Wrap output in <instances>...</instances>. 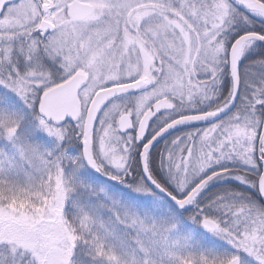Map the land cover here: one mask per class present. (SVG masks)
Here are the masks:
<instances>
[{
  "label": "snow or ice",
  "instance_id": "snow-or-ice-1",
  "mask_svg": "<svg viewBox=\"0 0 264 264\" xmlns=\"http://www.w3.org/2000/svg\"><path fill=\"white\" fill-rule=\"evenodd\" d=\"M0 264H264V0H0Z\"/></svg>",
  "mask_w": 264,
  "mask_h": 264
}]
</instances>
